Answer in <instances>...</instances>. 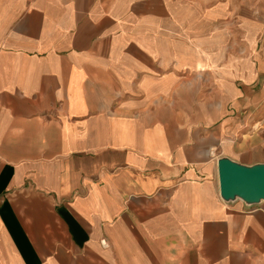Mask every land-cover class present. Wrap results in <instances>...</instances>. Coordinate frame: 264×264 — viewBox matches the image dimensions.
I'll return each mask as SVG.
<instances>
[{"label":"crops","instance_id":"0c3cea01","mask_svg":"<svg viewBox=\"0 0 264 264\" xmlns=\"http://www.w3.org/2000/svg\"><path fill=\"white\" fill-rule=\"evenodd\" d=\"M264 0H0V264H264Z\"/></svg>","mask_w":264,"mask_h":264},{"label":"water","instance_id":"95a60500","mask_svg":"<svg viewBox=\"0 0 264 264\" xmlns=\"http://www.w3.org/2000/svg\"><path fill=\"white\" fill-rule=\"evenodd\" d=\"M217 166L219 193L224 200L239 197L248 204L264 201V163L247 166L222 157Z\"/></svg>","mask_w":264,"mask_h":264}]
</instances>
